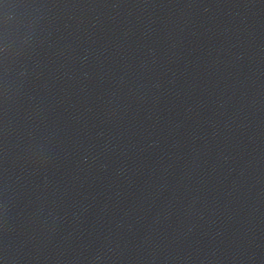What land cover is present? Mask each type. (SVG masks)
Returning <instances> with one entry per match:
<instances>
[{
  "label": "water",
  "instance_id": "water-1",
  "mask_svg": "<svg viewBox=\"0 0 264 264\" xmlns=\"http://www.w3.org/2000/svg\"><path fill=\"white\" fill-rule=\"evenodd\" d=\"M0 264H264V0H0Z\"/></svg>",
  "mask_w": 264,
  "mask_h": 264
}]
</instances>
